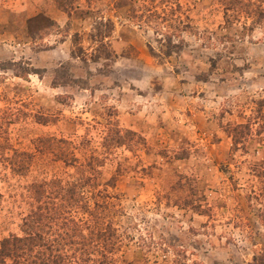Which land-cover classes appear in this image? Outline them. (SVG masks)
Listing matches in <instances>:
<instances>
[{
	"label": "rangeland",
	"instance_id": "obj_1",
	"mask_svg": "<svg viewBox=\"0 0 264 264\" xmlns=\"http://www.w3.org/2000/svg\"><path fill=\"white\" fill-rule=\"evenodd\" d=\"M88 160L87 264H264V0H0V239Z\"/></svg>",
	"mask_w": 264,
	"mask_h": 264
},
{
	"label": "trees",
	"instance_id": "obj_2",
	"mask_svg": "<svg viewBox=\"0 0 264 264\" xmlns=\"http://www.w3.org/2000/svg\"><path fill=\"white\" fill-rule=\"evenodd\" d=\"M60 142L64 145L69 144L68 141L60 140ZM62 153L60 150L56 158L66 165L67 161L64 160ZM25 160L29 163L32 155L14 151L9 161V168L16 174H24L29 168ZM75 162L77 159H72L71 163L66 166L74 167ZM83 168L85 169L83 176L70 181L54 178L35 181L28 186L34 206L22 219L21 236L10 235L0 239V264H20L21 262L23 264H87L89 262V215L93 216L89 211V183L92 180L88 175L89 170L95 171V167L89 165L88 160ZM94 185L96 182L90 185V188H94ZM103 186L106 188L112 185L106 182ZM101 195L104 201L102 203L93 202L94 208L106 212L111 204L105 199H110V196L105 189L102 190ZM69 208L83 217L76 222L70 217H63V211L62 213L60 211L69 210ZM94 218L92 229L96 230V233L93 235L103 238L101 246L111 254L113 247L120 243L122 233L117 232V229L113 227V221L106 218L104 214L100 215V218L97 216ZM63 223L74 225L75 230L72 234L64 231L56 234L57 229L61 228L58 226L62 224L63 227ZM82 227L86 228L88 235L83 234ZM54 235L60 238L63 236L67 240L61 242Z\"/></svg>",
	"mask_w": 264,
	"mask_h": 264
}]
</instances>
